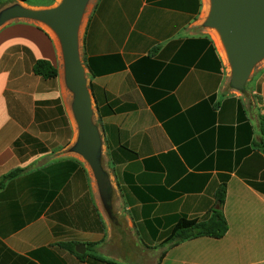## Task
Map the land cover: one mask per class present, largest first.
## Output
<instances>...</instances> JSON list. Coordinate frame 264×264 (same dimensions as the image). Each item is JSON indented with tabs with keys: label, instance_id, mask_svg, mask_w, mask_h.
<instances>
[{
	"label": "crops",
	"instance_id": "1",
	"mask_svg": "<svg viewBox=\"0 0 264 264\" xmlns=\"http://www.w3.org/2000/svg\"><path fill=\"white\" fill-rule=\"evenodd\" d=\"M55 1L0 4V264H126L122 250H157L180 217L210 216L223 181L224 237L166 244L158 263L137 264H264V67L248 102L200 22L202 0H88L80 53L105 194L78 151L60 44L39 20H2ZM40 59L58 75L36 74Z\"/></svg>",
	"mask_w": 264,
	"mask_h": 264
},
{
	"label": "water",
	"instance_id": "2",
	"mask_svg": "<svg viewBox=\"0 0 264 264\" xmlns=\"http://www.w3.org/2000/svg\"><path fill=\"white\" fill-rule=\"evenodd\" d=\"M87 2L63 0L45 9L11 6L3 12L2 20L28 17L57 30L62 42L67 84L75 93L73 108L79 126L78 151L92 165L101 190L107 194L109 176L100 162L101 137L98 127L93 124L94 101L79 50L78 26ZM206 23L220 29L231 57L232 84L240 90L256 62L264 56V0H213ZM77 251L84 253L85 245H78Z\"/></svg>",
	"mask_w": 264,
	"mask_h": 264
},
{
	"label": "trees",
	"instance_id": "3",
	"mask_svg": "<svg viewBox=\"0 0 264 264\" xmlns=\"http://www.w3.org/2000/svg\"><path fill=\"white\" fill-rule=\"evenodd\" d=\"M3 0H0V4ZM34 71L38 75H42L45 78H53L58 75L57 68L48 60L40 59L37 60L34 66ZM262 130L264 131V117ZM255 146L259 145L258 141L254 142ZM21 169H16L10 172L5 179L16 176ZM227 191L226 182H222L215 192L216 202L219 204V208H213L210 216L205 219L180 217L172 228L170 234L161 242L162 245L170 244L177 245L181 242L194 239L197 237L208 236L213 238L224 237L229 230V222L224 214L223 206L225 203ZM62 247L76 252L74 243L63 242L60 244ZM79 256L82 254L77 253ZM165 253H163L162 257ZM109 264H118L109 262Z\"/></svg>",
	"mask_w": 264,
	"mask_h": 264
},
{
	"label": "rangeland",
	"instance_id": "4",
	"mask_svg": "<svg viewBox=\"0 0 264 264\" xmlns=\"http://www.w3.org/2000/svg\"><path fill=\"white\" fill-rule=\"evenodd\" d=\"M57 1L58 0H56L50 7H53V6L57 5ZM203 7H204V3H203V0H202V9H201V13H200V22L203 24L204 28L208 32V35L211 37V39L213 40V42H214V44L216 46V42L212 38V35L210 33L211 26H209L206 23V20H207V17L208 16L207 17H204L203 16V14H204ZM84 16H85V11H84ZM81 37H82V35H81ZM81 37H80V40H79V50L81 48ZM216 48H217V46H216ZM81 59H82V57H81ZM222 64H223V68H224V74L228 76V78H229V80L231 82V86L233 87V84H232L233 83V81H232V77H233V68H232V65H228L224 61H222ZM263 67H264V56L262 58H260L256 62V64L254 65L253 70L251 71V74H250L248 80L244 83L243 87L240 88V90L244 94L243 96L247 99L248 102H251V100H252L251 97H250L251 96L250 95V91H251L250 86L251 85H254L256 83V81H257V79H256L257 78L256 77L257 76V73ZM70 91H71L72 99H73V102H74V100H75V93L71 89H70ZM258 103L261 105L262 101L261 100H258ZM93 113H94V104H93ZM92 120H93V124L97 126V123H96V120H95V116L94 115L92 117ZM77 126H78V122H77ZM78 132H79V126H78ZM100 162L102 164V159H100ZM103 164L104 165L106 164V162L104 160H103ZM109 191H111V190H109ZM109 193L110 194L107 195V197L109 198V201H108L107 204H109V205H106V208L107 209L109 208L110 211H111L113 209V207H114V205H113L114 204V201L111 199L112 198V196H111L112 193L111 192H109ZM110 221H111L112 227L114 228L115 233H117L118 232V230H117L118 224L117 223H118L119 219L118 218H113V216H112V217H110ZM121 232H123V231L120 230L119 233H121ZM119 235L121 236V238H123L124 236H126L125 233L124 234H119ZM128 240H130V237H128ZM128 240H127V242H130ZM161 245L159 246V248L157 250H145L144 248H139V247H134V248L131 247L130 249L127 248L126 250H124V251L122 250L121 252H119V254H117V256H119L118 258H121L122 260H124L126 264H137V259H139V257H141L142 259H144V257L147 258L148 263H149V261H153V259L156 258V261L158 263L159 260H160V258H162L163 253H165V251H164V245H162V246ZM110 261L111 262H114V263L122 264L120 262H116V261H112V260H110ZM141 262L143 263L144 261L141 260ZM154 264H155V262H154Z\"/></svg>",
	"mask_w": 264,
	"mask_h": 264
},
{
	"label": "bare ground",
	"instance_id": "5",
	"mask_svg": "<svg viewBox=\"0 0 264 264\" xmlns=\"http://www.w3.org/2000/svg\"><path fill=\"white\" fill-rule=\"evenodd\" d=\"M62 1L63 0H58L57 1V5L59 3H61ZM204 1H205V6H204V14H203V16L207 17L211 13L212 6H213V0H204ZM85 21H86V14H85V16L83 14V16L81 18V22H80V24L78 26V38H79V40H80L81 34L83 32V29H84ZM44 25L53 34V36L57 39V41L60 44L61 49H62L61 38H60L57 30L53 26H51L49 24H44ZM210 33L212 34V36H213V38H214V40H215L220 52H221V54H222V56L224 58L225 63L228 64V65H231L230 53H229L227 44H226V42L224 40V37H223L220 29L218 27H216V26L215 27H211L210 28ZM62 54H63V49H62Z\"/></svg>",
	"mask_w": 264,
	"mask_h": 264
}]
</instances>
